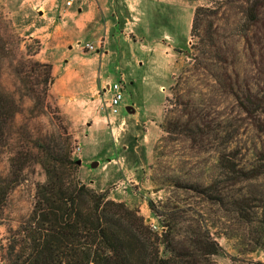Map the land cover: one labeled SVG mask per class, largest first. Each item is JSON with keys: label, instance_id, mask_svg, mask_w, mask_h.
<instances>
[{"label": "rangeland", "instance_id": "374dc122", "mask_svg": "<svg viewBox=\"0 0 264 264\" xmlns=\"http://www.w3.org/2000/svg\"><path fill=\"white\" fill-rule=\"evenodd\" d=\"M137 3L131 15L124 6L118 8L122 25L109 34L110 54L104 60L94 64V52L70 53L65 48L57 64L55 42L46 35L54 28L37 13L44 6L41 0H0V93L10 102L0 142V264L10 262L12 246L17 252L25 242L38 189L49 178L46 167L55 166L59 174L68 156L77 169L73 174L67 168L65 175L139 210L157 232L161 228L151 217L150 200H164L182 210L201 209L202 198L189 188L209 180L207 162L214 155L191 148L190 142L161 139L166 98L173 96L171 87L179 75L184 76L178 91L181 105L174 104L171 119L193 99L204 106L210 120L232 117L244 133L251 132L249 114L228 94L226 79L230 74L243 90L264 85V7L256 25L245 29L243 0ZM200 7L209 9L201 16L199 30L206 69L187 73L197 40L191 30ZM216 52L227 61L221 70L215 59L207 60ZM101 83L122 88L116 117L108 115L110 94L104 95ZM172 98L175 103L176 96ZM79 144L81 152L76 151ZM220 242L235 261L225 254L216 264H264V249L246 256L237 252L234 242Z\"/></svg>", "mask_w": 264, "mask_h": 264}, {"label": "trees", "instance_id": "16d2710c", "mask_svg": "<svg viewBox=\"0 0 264 264\" xmlns=\"http://www.w3.org/2000/svg\"><path fill=\"white\" fill-rule=\"evenodd\" d=\"M243 1L244 27L249 29L256 25L264 0ZM207 10L195 11L191 33L197 40L191 49L197 53L189 54L187 73L206 69L205 41L199 30ZM212 47L217 48L216 44ZM219 53L207 60L215 59L221 70L227 61ZM183 79L182 74L174 78L173 96L166 98L161 139L190 142L191 148L214 155L207 162L209 180L189 188L202 198L201 209L182 210L164 200H150L151 217L161 228L154 231L139 210L65 175L67 168L73 174L77 169L76 161L68 156L59 174L55 166H49L52 171L46 167L49 178L38 189L25 242L17 252L15 246L10 248L7 264H216L225 254L235 261L220 239L234 242L241 255L264 249V85L243 90L227 74L228 94L249 114L252 130L244 133L232 117L210 120L203 114L204 106H197L193 99L184 104L187 110L171 119L174 104L181 105L178 91ZM9 109L10 102L0 93V142Z\"/></svg>", "mask_w": 264, "mask_h": 264}, {"label": "crops", "instance_id": "0c3cea01", "mask_svg": "<svg viewBox=\"0 0 264 264\" xmlns=\"http://www.w3.org/2000/svg\"><path fill=\"white\" fill-rule=\"evenodd\" d=\"M67 1L41 0L44 6L37 10L40 18H48L54 28L46 35L54 40L52 42H55L53 46L56 51L53 56L58 58L57 64L65 48L70 53L76 49L82 52L81 46L86 43L97 47L92 63L104 60L110 54L107 49L110 42L109 34L117 33L122 25L121 19H118V8L124 6L126 13L131 15L138 5V0H74L70 6L67 5ZM41 10H43V15ZM129 23L127 19L125 25ZM46 30L48 31L49 28L47 27ZM121 34H124V31H121ZM84 37L87 38L86 41ZM53 68L55 72H59V65L54 64ZM101 85V87H106L104 83Z\"/></svg>", "mask_w": 264, "mask_h": 264}, {"label": "built area", "instance_id": "2783aa9c", "mask_svg": "<svg viewBox=\"0 0 264 264\" xmlns=\"http://www.w3.org/2000/svg\"><path fill=\"white\" fill-rule=\"evenodd\" d=\"M74 0H68L67 5H72ZM82 51L95 52L97 47L91 43H86L81 46ZM101 49V48H100ZM104 95L110 94V97L106 99V110L108 111L109 116L116 117L120 114V107L123 101L122 88L118 83L110 84L105 87ZM82 147L79 144L76 147L77 152H81ZM154 231L158 230V227L155 224H150Z\"/></svg>", "mask_w": 264, "mask_h": 264}, {"label": "water", "instance_id": "95a60500", "mask_svg": "<svg viewBox=\"0 0 264 264\" xmlns=\"http://www.w3.org/2000/svg\"><path fill=\"white\" fill-rule=\"evenodd\" d=\"M128 111L131 113V111H130V107H128ZM150 220V219H149Z\"/></svg>", "mask_w": 264, "mask_h": 264}]
</instances>
